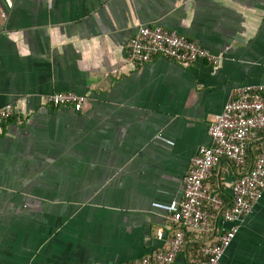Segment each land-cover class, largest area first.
<instances>
[{"label": "crops", "instance_id": "0c3cea01", "mask_svg": "<svg viewBox=\"0 0 264 264\" xmlns=\"http://www.w3.org/2000/svg\"><path fill=\"white\" fill-rule=\"evenodd\" d=\"M141 26L175 30L220 63L132 62ZM262 83L264 0H0V108L23 119L0 125V264H126L169 251V218L211 124L234 89ZM69 91L87 99L81 112L49 104ZM263 145L254 132L249 148ZM246 170L225 158L206 187L230 208ZM217 235L203 237L212 246ZM220 264H264V192Z\"/></svg>", "mask_w": 264, "mask_h": 264}, {"label": "built area", "instance_id": "2783aa9c", "mask_svg": "<svg viewBox=\"0 0 264 264\" xmlns=\"http://www.w3.org/2000/svg\"><path fill=\"white\" fill-rule=\"evenodd\" d=\"M11 3L12 0H7ZM128 58L132 62L147 63L162 56L181 64H191L199 60L218 65L220 57L196 41L164 26H141L128 44ZM87 99L76 92H60L48 96L53 107L71 106L81 112ZM16 116L13 104L0 108V124ZM256 131H264V83L240 86L234 89L220 114L211 124L209 132L212 138L210 146H203L193 158L184 182V197L179 212L170 216L173 223H181L198 231V236L211 235L216 231L217 241L201 250L205 257L196 264H220L225 252L234 240L240 223L250 215L256 202L264 192V153L254 167L243 175L232 188L233 201L230 209L222 210L224 201L212 195L206 187V181L215 166L227 158L236 166L247 161L249 138ZM207 203L219 209L212 212ZM214 219L220 223L215 225ZM186 233L179 230L171 241L167 252H160L153 259L126 264H180L178 256L183 251Z\"/></svg>", "mask_w": 264, "mask_h": 264}, {"label": "trees", "instance_id": "16d2710c", "mask_svg": "<svg viewBox=\"0 0 264 264\" xmlns=\"http://www.w3.org/2000/svg\"><path fill=\"white\" fill-rule=\"evenodd\" d=\"M11 121H16L17 122V118H16V116H14L13 118H11L9 121H7V122H11ZM7 122H4V123H2V124H5V123H7ZM1 125V124H0ZM264 153V145L263 146H261L260 148H259V150H258V152H256L255 151V149H251V148H249V150H248V156H247V161H246V163L243 165V166H240V167H238V168H243V169H247L246 170V172H244L243 173V175H245L247 172H248V170L250 169V168H252V167H254L255 166V164H256V162H257V160L260 158V156L262 155ZM242 175V176H243ZM241 176V177H242ZM240 177V178H241ZM239 178V179H240ZM238 179V180H239ZM238 180L235 182V184L238 182ZM235 184H233V186L235 185ZM233 186H232V188H233ZM226 201V200H225ZM232 205V204H231ZM229 207V206H228ZM227 207L224 205V209H226ZM224 209H223V211H224ZM227 209H230V208H227ZM220 210H218L217 212H219ZM178 224V226L176 227V233L179 231V230H184L185 231V233L187 234V232L189 231V230H191L193 233H192V235H193V241L189 244V247H188V249L187 248H185V246H184V250H186L187 249V252H188V261L186 262V264H196V262L197 261H202V260H204L205 259V257L203 256V254H202V252H201V250H202V248L204 247V246H209L210 245V243L209 242H207V240L205 239V237H203V236H200V238H198L197 236L199 235V233H198V231H196V230H194V229H192V228H190V227H185V226H183L181 223H177ZM188 235H189V232H188ZM187 237V236H186ZM216 237V236H215ZM187 241V240H186ZM185 244H186V242H185Z\"/></svg>", "mask_w": 264, "mask_h": 264}]
</instances>
